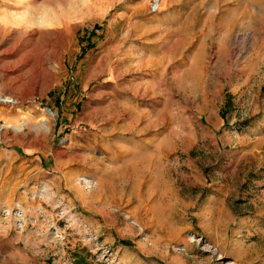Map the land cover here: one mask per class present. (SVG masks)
I'll use <instances>...</instances> for the list:
<instances>
[{
  "label": "rangeland",
  "instance_id": "obj_1",
  "mask_svg": "<svg viewBox=\"0 0 264 264\" xmlns=\"http://www.w3.org/2000/svg\"><path fill=\"white\" fill-rule=\"evenodd\" d=\"M0 95V264H264V0H0Z\"/></svg>",
  "mask_w": 264,
  "mask_h": 264
},
{
  "label": "crops",
  "instance_id": "obj_2",
  "mask_svg": "<svg viewBox=\"0 0 264 264\" xmlns=\"http://www.w3.org/2000/svg\"><path fill=\"white\" fill-rule=\"evenodd\" d=\"M50 85V81H47L44 85H42V90L45 91L47 88H49ZM1 96V95H0Z\"/></svg>",
  "mask_w": 264,
  "mask_h": 264
},
{
  "label": "bare ground",
  "instance_id": "obj_3",
  "mask_svg": "<svg viewBox=\"0 0 264 264\" xmlns=\"http://www.w3.org/2000/svg\"><path fill=\"white\" fill-rule=\"evenodd\" d=\"M0 99H1V100H4V101L7 100L6 98H4V97H2V96H0ZM11 100H12V99H10V100H8V101H11Z\"/></svg>",
  "mask_w": 264,
  "mask_h": 264
},
{
  "label": "trees",
  "instance_id": "obj_4",
  "mask_svg": "<svg viewBox=\"0 0 264 264\" xmlns=\"http://www.w3.org/2000/svg\"><path fill=\"white\" fill-rule=\"evenodd\" d=\"M92 34V33H91Z\"/></svg>",
  "mask_w": 264,
  "mask_h": 264
}]
</instances>
